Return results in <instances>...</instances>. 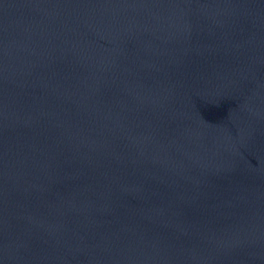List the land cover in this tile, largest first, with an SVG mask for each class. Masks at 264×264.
Listing matches in <instances>:
<instances>
[{"label": "water", "instance_id": "95a60500", "mask_svg": "<svg viewBox=\"0 0 264 264\" xmlns=\"http://www.w3.org/2000/svg\"><path fill=\"white\" fill-rule=\"evenodd\" d=\"M0 264H264V0H0Z\"/></svg>", "mask_w": 264, "mask_h": 264}]
</instances>
